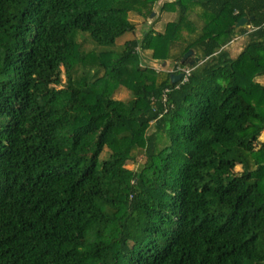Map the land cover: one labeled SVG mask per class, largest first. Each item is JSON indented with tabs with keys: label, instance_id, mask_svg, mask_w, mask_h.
Masks as SVG:
<instances>
[{
	"label": "trees",
	"instance_id": "obj_1",
	"mask_svg": "<svg viewBox=\"0 0 264 264\" xmlns=\"http://www.w3.org/2000/svg\"><path fill=\"white\" fill-rule=\"evenodd\" d=\"M261 75L264 0H0V264H264Z\"/></svg>",
	"mask_w": 264,
	"mask_h": 264
},
{
	"label": "rangeland",
	"instance_id": "obj_2",
	"mask_svg": "<svg viewBox=\"0 0 264 264\" xmlns=\"http://www.w3.org/2000/svg\"><path fill=\"white\" fill-rule=\"evenodd\" d=\"M162 0H157L158 3H160ZM170 7V6H167ZM156 14V11L152 12V16ZM130 18L132 20H134L137 24V28H136V34L140 33L141 27L144 24V22L142 21V18L136 14L135 12H131L129 14ZM149 20V18L147 19ZM149 23V21L147 22ZM127 34H130L129 32H126ZM137 52H133L128 58H126V60L131 61L133 63H137L139 62V60L144 61L146 64L150 67H154L158 73L161 75V73L165 72V71H170V69L173 67V65L171 64V62H169V60L166 61H162L160 60V62H158L157 60H152L149 55H147L149 53V50H146V54H144V52H138L139 50H136ZM257 80L259 82L264 83V75L258 76ZM102 82V81H101ZM117 89L114 90L113 95L117 98H128L129 97V89H127L125 86L119 85L116 87ZM133 127L135 129L136 124L133 123ZM141 127H137V129H140ZM261 137H264V132L261 134ZM128 166H131L130 163L127 164Z\"/></svg>",
	"mask_w": 264,
	"mask_h": 264
},
{
	"label": "water",
	"instance_id": "obj_3",
	"mask_svg": "<svg viewBox=\"0 0 264 264\" xmlns=\"http://www.w3.org/2000/svg\"><path fill=\"white\" fill-rule=\"evenodd\" d=\"M247 16H242L237 22H236V28H239L241 26H246L248 22ZM200 60L199 56L195 54L194 49H188L182 56L181 62H183L186 65H194ZM183 75V72H177L176 74H171V82L175 83L178 79L181 78Z\"/></svg>",
	"mask_w": 264,
	"mask_h": 264
},
{
	"label": "built area",
	"instance_id": "obj_4",
	"mask_svg": "<svg viewBox=\"0 0 264 264\" xmlns=\"http://www.w3.org/2000/svg\"><path fill=\"white\" fill-rule=\"evenodd\" d=\"M170 71H171V73L172 74H176L177 72H183V75L181 76V78H182V82L183 81H185L186 79H187V76L189 75V73H190V69L188 68V67H185V66H176V67H172L171 69H170ZM168 88H164V90H163V92H164V94H165V92H166V90H167Z\"/></svg>",
	"mask_w": 264,
	"mask_h": 264
}]
</instances>
